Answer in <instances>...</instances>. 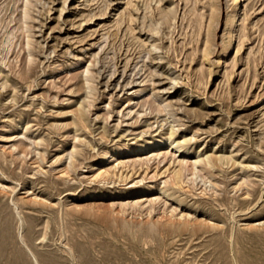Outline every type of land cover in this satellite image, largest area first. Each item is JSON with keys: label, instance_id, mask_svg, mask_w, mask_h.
I'll return each mask as SVG.
<instances>
[{"label": "rangeland", "instance_id": "rangeland-1", "mask_svg": "<svg viewBox=\"0 0 264 264\" xmlns=\"http://www.w3.org/2000/svg\"><path fill=\"white\" fill-rule=\"evenodd\" d=\"M232 2L0 0V264H264V0L230 46Z\"/></svg>", "mask_w": 264, "mask_h": 264}, {"label": "bare ground", "instance_id": "bare-ground-1", "mask_svg": "<svg viewBox=\"0 0 264 264\" xmlns=\"http://www.w3.org/2000/svg\"><path fill=\"white\" fill-rule=\"evenodd\" d=\"M67 0H65V2H66ZM233 7H232V13H231V17H230V22H231V29H230V31H229V35L227 34L228 33V31H227V35H228V38H229V44L228 45H230L231 44V41L233 40L232 39V37H233V33H234V31H236V27H235V30H234V24H235V18H236V16H237V8H238V6H239V4H240V0H233ZM64 7V6H63ZM238 17V16H237ZM164 19V18H163ZM229 19V18H228ZM237 19V18H236ZM25 23V22H24ZM229 23V22H228ZM238 25H239V23H238ZM239 27V26H238ZM239 29V28H238ZM238 34V33H237ZM237 34H236V36H237ZM235 35V34H234ZM237 38V37H236ZM236 41V40H235ZM233 43V42H232ZM236 44V43H235ZM231 46V45H230ZM237 46V45H236ZM232 48V47H231ZM237 48V47H236ZM234 50V49H233ZM234 53V52H233ZM224 55V54H223ZM229 55V54H228ZM226 57V56H225ZM221 59V58H220ZM218 62H220V60H218ZM217 61H216V63H218ZM217 65V64H216ZM215 65V66H216ZM221 65V64H220ZM223 69V68H222ZM216 70V69H215ZM220 71V70H219ZM223 72V71H222ZM221 74V73H220ZM160 145H165L168 149H171V151L172 150H176V151H181V148H182V146L183 145H179V144H177V143H175V141L173 140V138H172V134H170L168 137H166V138H164V139H162L161 138V140H155V142H151V143H147V145H146V147H148V148H150V147H156V146H160ZM164 150V149H163ZM159 151H161V150H159ZM161 153V152H160ZM156 156H158V155H156ZM156 159V158H155ZM150 159H147L145 162L146 163H148V161H149ZM217 160V159H216ZM223 160V159H222ZM221 160V163L225 160H223L222 161ZM228 159H226L225 161H227ZM164 161V160H163ZM229 161V160H228ZM150 162V161H149ZM208 162V161H207ZM218 162V161H217ZM196 163H198V162H196ZM196 163H193L194 165L196 164ZM210 163V162H209ZM219 163H220V161H219ZM209 165H211V163L209 164ZM213 165V164H212ZM180 166V165H179ZM191 166V165H190ZM196 166V165H195ZM181 168V166L179 167V169ZM214 168V167H213ZM186 169V167L184 168V170H183V172L184 171H186L185 170ZM181 170V169H180ZM100 171V170H99ZM192 171H195V169L194 170H192ZM187 172V171H186ZM196 172V171H195ZM104 174V172L103 173H98L97 174V178H99V177H101L102 175ZM183 174V173H182ZM192 174H194V173H192ZM191 174V175H192ZM106 175V174H105ZM104 176V175H103ZM108 176V175H107ZM180 176V172H176V174H175V178L178 180V177ZM194 176H196L195 174H194ZM94 178H96V177H94ZM102 178V177H101ZM174 178V179H175ZM173 179V180H174ZM181 179V178H180ZM175 181V180H174ZM176 183V182H175ZM180 183H181V181H180ZM176 186H178V185H176ZM169 191V190H168Z\"/></svg>", "mask_w": 264, "mask_h": 264}]
</instances>
